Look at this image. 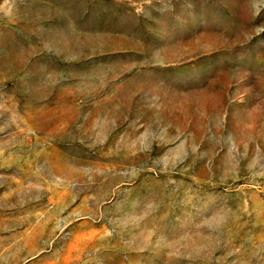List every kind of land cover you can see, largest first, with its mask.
I'll return each instance as SVG.
<instances>
[{
  "label": "rangeland",
  "instance_id": "374dc122",
  "mask_svg": "<svg viewBox=\"0 0 264 264\" xmlns=\"http://www.w3.org/2000/svg\"><path fill=\"white\" fill-rule=\"evenodd\" d=\"M0 264H264V0H0Z\"/></svg>",
  "mask_w": 264,
  "mask_h": 264
}]
</instances>
